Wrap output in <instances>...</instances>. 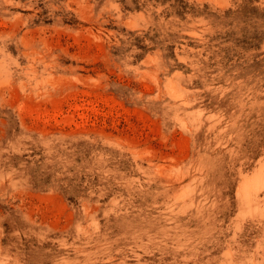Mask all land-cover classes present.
<instances>
[{
	"label": "rangeland",
	"instance_id": "rangeland-1",
	"mask_svg": "<svg viewBox=\"0 0 264 264\" xmlns=\"http://www.w3.org/2000/svg\"><path fill=\"white\" fill-rule=\"evenodd\" d=\"M0 264H264V0H0Z\"/></svg>",
	"mask_w": 264,
	"mask_h": 264
}]
</instances>
